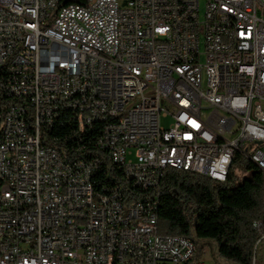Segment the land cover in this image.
<instances>
[{
    "label": "built area",
    "instance_id": "obj_1",
    "mask_svg": "<svg viewBox=\"0 0 264 264\" xmlns=\"http://www.w3.org/2000/svg\"><path fill=\"white\" fill-rule=\"evenodd\" d=\"M239 159L264 173V0H0V264H205L161 181Z\"/></svg>",
    "mask_w": 264,
    "mask_h": 264
},
{
    "label": "trees",
    "instance_id": "obj_2",
    "mask_svg": "<svg viewBox=\"0 0 264 264\" xmlns=\"http://www.w3.org/2000/svg\"><path fill=\"white\" fill-rule=\"evenodd\" d=\"M239 158V154L237 155ZM246 175L227 182L179 169H168L160 185L159 231L216 241L221 257L235 264H251L259 238L253 223L264 218V173L239 159ZM109 179V177H104Z\"/></svg>",
    "mask_w": 264,
    "mask_h": 264
},
{
    "label": "rangeland",
    "instance_id": "obj_3",
    "mask_svg": "<svg viewBox=\"0 0 264 264\" xmlns=\"http://www.w3.org/2000/svg\"><path fill=\"white\" fill-rule=\"evenodd\" d=\"M167 123V120H163ZM242 176L241 178H243ZM198 246L201 248L198 251V260L205 264H235L234 262L221 257L218 253V246L215 240L200 238L197 239ZM264 263V245H261L257 253V264Z\"/></svg>",
    "mask_w": 264,
    "mask_h": 264
},
{
    "label": "bare ground",
    "instance_id": "obj_4",
    "mask_svg": "<svg viewBox=\"0 0 264 264\" xmlns=\"http://www.w3.org/2000/svg\"><path fill=\"white\" fill-rule=\"evenodd\" d=\"M104 185H114V177L104 178ZM107 257H114V250H107Z\"/></svg>",
    "mask_w": 264,
    "mask_h": 264
}]
</instances>
